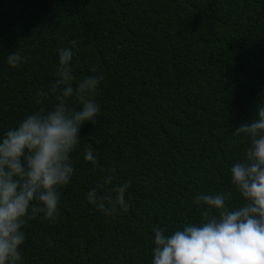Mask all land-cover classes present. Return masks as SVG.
Returning <instances> with one entry per match:
<instances>
[{
    "label": "trees",
    "instance_id": "obj_1",
    "mask_svg": "<svg viewBox=\"0 0 264 264\" xmlns=\"http://www.w3.org/2000/svg\"><path fill=\"white\" fill-rule=\"evenodd\" d=\"M72 42L74 78L104 77L100 110L81 126L56 223L25 225L22 262L150 264L153 227L196 219L201 192L232 191L245 148L232 130L264 105V0H0V132L49 107L35 92ZM12 50L24 57L15 69ZM100 168L130 181L126 212L85 201Z\"/></svg>",
    "mask_w": 264,
    "mask_h": 264
},
{
    "label": "clouds",
    "instance_id": "obj_2",
    "mask_svg": "<svg viewBox=\"0 0 264 264\" xmlns=\"http://www.w3.org/2000/svg\"><path fill=\"white\" fill-rule=\"evenodd\" d=\"M74 46L72 42L56 50L53 79L35 92L34 103L50 101L49 107L0 132V264H23L28 221L56 223L61 190L75 172L72 153L81 126L97 121L95 96L104 77L92 68L93 74L74 78ZM4 59L11 69L24 62L14 50ZM232 135L234 142L245 144L243 157L228 168L232 191L201 192L192 201L200 208L196 219L171 229L153 227L150 264H264V105L256 106ZM83 160L93 169L99 167L90 148ZM100 172L85 201L106 216L126 212L130 181L113 183L111 168Z\"/></svg>",
    "mask_w": 264,
    "mask_h": 264
}]
</instances>
